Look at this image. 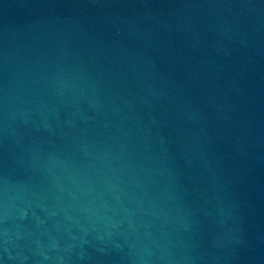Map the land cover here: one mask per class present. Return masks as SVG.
I'll use <instances>...</instances> for the list:
<instances>
[{
  "label": "water",
  "instance_id": "obj_1",
  "mask_svg": "<svg viewBox=\"0 0 264 264\" xmlns=\"http://www.w3.org/2000/svg\"><path fill=\"white\" fill-rule=\"evenodd\" d=\"M0 264H264V0H0Z\"/></svg>",
  "mask_w": 264,
  "mask_h": 264
}]
</instances>
